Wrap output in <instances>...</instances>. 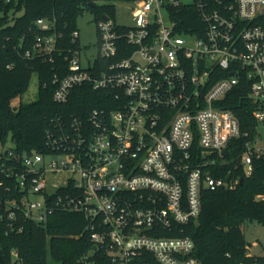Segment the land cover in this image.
I'll return each mask as SVG.
<instances>
[{
    "label": "built area",
    "instance_id": "obj_1",
    "mask_svg": "<svg viewBox=\"0 0 264 264\" xmlns=\"http://www.w3.org/2000/svg\"><path fill=\"white\" fill-rule=\"evenodd\" d=\"M17 1L0 0V18ZM116 1L133 4V25L97 20V58L84 68L69 49L66 75L53 80L56 104L89 88L106 108L52 119L45 153L18 154L0 132V233L65 211L86 221L91 248L78 264H202L181 235L199 220L204 192L236 190L264 160V0ZM191 4L200 35L180 34L171 17ZM35 28L43 35L26 56L52 63L57 22ZM238 88L252 110L247 131L224 105Z\"/></svg>",
    "mask_w": 264,
    "mask_h": 264
},
{
    "label": "trees",
    "instance_id": "obj_2",
    "mask_svg": "<svg viewBox=\"0 0 264 264\" xmlns=\"http://www.w3.org/2000/svg\"><path fill=\"white\" fill-rule=\"evenodd\" d=\"M114 1L90 5L88 0H19L6 8L0 18V132L4 140L11 139L18 154L45 153V134L55 117L85 118L93 108H106L102 92L89 88L75 91L67 105L56 104L53 80L67 73V50L81 51L79 44L71 41L78 19L89 12L95 22L105 16L116 22ZM171 17L178 23L180 34L200 35L195 4L171 9ZM38 19L55 20L63 36L58 39L60 52L54 54L52 63L26 56L33 53L37 37L43 35L35 28ZM33 75L38 77V99L15 106L13 102L24 95ZM236 92L224 105L234 110L243 131H247L254 126L252 110L246 93L241 88ZM259 195H264V160L255 162L251 176L242 174L236 190L205 191L199 220L186 226L181 235L193 240L192 256L202 264H264V257L246 254L242 231L247 222L264 225V201L256 200ZM23 227V232L8 237L0 233V264H49V260L53 264H78L91 248L86 221L80 214L53 211L45 223L26 222Z\"/></svg>",
    "mask_w": 264,
    "mask_h": 264
},
{
    "label": "rangeland",
    "instance_id": "obj_3",
    "mask_svg": "<svg viewBox=\"0 0 264 264\" xmlns=\"http://www.w3.org/2000/svg\"><path fill=\"white\" fill-rule=\"evenodd\" d=\"M179 1L183 3L191 2V0ZM113 4L117 24L131 27L133 25V4L128 1H116ZM77 30L80 34L79 46L81 49L82 66L87 68L90 63L94 62L98 55L97 25L94 15L89 12L84 13L78 19ZM187 42L190 44L193 40L189 38ZM38 92V77L33 75L24 95L20 99H15L13 104L18 106L21 102L26 104L35 102L38 99ZM242 231L247 245L246 254L252 257H264V225L257 221L247 222L243 226ZM49 264H53V262L49 260Z\"/></svg>",
    "mask_w": 264,
    "mask_h": 264
},
{
    "label": "water",
    "instance_id": "obj_4",
    "mask_svg": "<svg viewBox=\"0 0 264 264\" xmlns=\"http://www.w3.org/2000/svg\"><path fill=\"white\" fill-rule=\"evenodd\" d=\"M227 153V151H225V154Z\"/></svg>",
    "mask_w": 264,
    "mask_h": 264
}]
</instances>
